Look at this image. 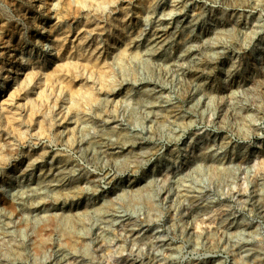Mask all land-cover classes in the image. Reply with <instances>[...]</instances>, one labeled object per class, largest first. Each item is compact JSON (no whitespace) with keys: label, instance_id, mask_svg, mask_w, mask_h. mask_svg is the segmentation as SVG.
<instances>
[{"label":"rangeland","instance_id":"rangeland-1","mask_svg":"<svg viewBox=\"0 0 264 264\" xmlns=\"http://www.w3.org/2000/svg\"><path fill=\"white\" fill-rule=\"evenodd\" d=\"M0 264H264V0H0Z\"/></svg>","mask_w":264,"mask_h":264},{"label":"bare ground","instance_id":"bare-ground-1","mask_svg":"<svg viewBox=\"0 0 264 264\" xmlns=\"http://www.w3.org/2000/svg\"><path fill=\"white\" fill-rule=\"evenodd\" d=\"M162 29V27L161 28H158L157 30H161Z\"/></svg>","mask_w":264,"mask_h":264}]
</instances>
